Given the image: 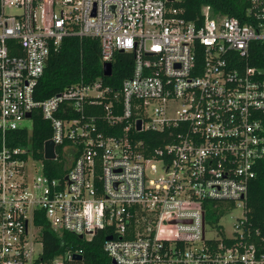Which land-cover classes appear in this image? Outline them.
<instances>
[{"label":"built area","instance_id":"built-area-1","mask_svg":"<svg viewBox=\"0 0 264 264\" xmlns=\"http://www.w3.org/2000/svg\"><path fill=\"white\" fill-rule=\"evenodd\" d=\"M171 1L0 0V264H81L71 252L41 259V216L87 240L103 231L116 264H264V237L244 226L264 159V77L248 61L264 44V0H246L244 21L208 5L186 20ZM66 36L96 38L101 64L133 54L118 92L95 81L35 98ZM37 115L49 131L41 156ZM141 131L165 136L150 149ZM209 201L234 206L212 222ZM237 207L227 236L219 220Z\"/></svg>","mask_w":264,"mask_h":264},{"label":"trees","instance_id":"trees-1","mask_svg":"<svg viewBox=\"0 0 264 264\" xmlns=\"http://www.w3.org/2000/svg\"><path fill=\"white\" fill-rule=\"evenodd\" d=\"M166 3L174 7L180 17L192 21L199 19L203 5H208L214 16H237L244 21L247 6L246 0H174ZM133 61L132 53H115L111 62V75L105 77L102 74L99 41L91 37L66 36L62 39L60 47L50 52L43 74L35 86L34 96L37 100H44L69 86L90 84L95 81H99L101 87L108 86L113 96L120 90L122 81L131 74ZM248 61L250 65L260 70L261 77H264V44L260 42L251 44ZM97 112H101L100 107ZM41 124L42 120L37 115L36 124L30 133L39 156L42 154V143L49 137V131L44 130ZM18 133L23 137L28 135L25 130ZM137 136L152 149L162 142L165 135L161 132L141 131ZM44 166V172L48 175L60 174V170L53 162L46 160ZM255 170V177L250 182L244 202V226L252 231L259 230L260 237H264V159L257 163ZM233 206L232 202L209 201L206 204V218L217 222L223 212ZM37 223L42 226L41 259L45 262L48 263L54 257H63L67 252H71L73 257L80 256L81 264H113L102 248L105 239L103 231L97 232L87 240L68 232L53 231L42 216L37 218Z\"/></svg>","mask_w":264,"mask_h":264},{"label":"rangeland","instance_id":"rangeland-1","mask_svg":"<svg viewBox=\"0 0 264 264\" xmlns=\"http://www.w3.org/2000/svg\"><path fill=\"white\" fill-rule=\"evenodd\" d=\"M27 121H24L23 124H27ZM242 209L241 208H234L226 212L223 217L219 220V225L223 228L225 234L227 236L233 235V228L238 218L242 216ZM35 253L40 251V245L36 243L34 245Z\"/></svg>","mask_w":264,"mask_h":264},{"label":"water","instance_id":"water-1","mask_svg":"<svg viewBox=\"0 0 264 264\" xmlns=\"http://www.w3.org/2000/svg\"><path fill=\"white\" fill-rule=\"evenodd\" d=\"M112 72V63L111 62H104L102 64V74L105 77H109ZM26 116H29V113H27ZM136 129H141V120H138L136 123ZM44 157L46 159H52L54 158V152H53V144L50 141L45 142L44 144ZM111 236H108V239H110ZM80 256H77L79 258ZM113 264H116L114 260H111Z\"/></svg>","mask_w":264,"mask_h":264}]
</instances>
